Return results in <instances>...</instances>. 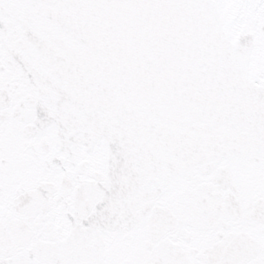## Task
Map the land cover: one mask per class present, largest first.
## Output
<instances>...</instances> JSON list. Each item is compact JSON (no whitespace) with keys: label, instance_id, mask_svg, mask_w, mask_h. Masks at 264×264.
Masks as SVG:
<instances>
[{"label":"snow or ice","instance_id":"obj_1","mask_svg":"<svg viewBox=\"0 0 264 264\" xmlns=\"http://www.w3.org/2000/svg\"><path fill=\"white\" fill-rule=\"evenodd\" d=\"M0 264H264V0H0Z\"/></svg>","mask_w":264,"mask_h":264}]
</instances>
